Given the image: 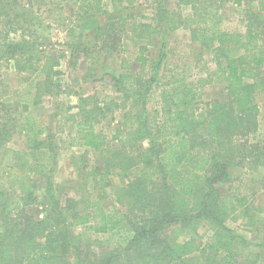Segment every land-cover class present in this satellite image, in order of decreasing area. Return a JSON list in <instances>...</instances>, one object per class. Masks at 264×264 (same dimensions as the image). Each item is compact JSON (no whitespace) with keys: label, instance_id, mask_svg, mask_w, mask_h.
<instances>
[{"label":"trees","instance_id":"obj_1","mask_svg":"<svg viewBox=\"0 0 264 264\" xmlns=\"http://www.w3.org/2000/svg\"><path fill=\"white\" fill-rule=\"evenodd\" d=\"M248 1L246 29L235 32L219 30L210 2L203 12L191 5L204 22L193 21L189 39L196 55H212L216 70L190 80L178 73L171 39L188 0H60L46 27L68 20L65 47L40 34L48 0H0V62L13 63L21 84L16 108L0 98V157L15 135L27 141L24 153H3L10 161L9 186L0 190V264H264V141L250 138L264 107V0ZM67 53L71 66L89 59L84 81L108 80L113 96L67 88ZM115 56L121 64L112 68ZM217 78L223 85L209 96L206 86ZM73 94L78 103H66ZM155 94L159 101L149 109ZM46 96L59 100L54 117L66 142L34 112ZM113 122L116 145L104 129ZM63 143L100 151L106 174L128 181L114 189L101 178L93 199L59 195L54 178ZM248 179L256 186L244 190ZM105 186L121 205L110 214L99 207ZM40 202L47 212L38 219L28 207ZM239 220L248 229L230 225ZM91 224L132 234L123 249L99 255L73 233ZM201 225L212 235L198 243ZM170 229L174 239L165 235Z\"/></svg>","mask_w":264,"mask_h":264},{"label":"rangeland","instance_id":"obj_2","mask_svg":"<svg viewBox=\"0 0 264 264\" xmlns=\"http://www.w3.org/2000/svg\"><path fill=\"white\" fill-rule=\"evenodd\" d=\"M142 2V0H138ZM212 5L210 13H217L215 17H218V28L222 31L227 32H235V31H244L245 28V15L246 10L248 8V0H244L242 6H238L235 0H194L189 1L186 4H183L179 13L182 14V19L184 23L182 26L173 33L171 39L174 40V45L177 48L176 58L174 62L179 66L178 73L184 74V77L190 80L197 79L199 75H207L211 71H215V61L212 58L210 53H205L203 56L196 55L195 52L198 51L196 45H193L189 39L190 29L189 27L195 23L202 24L204 21L202 20V16H198L194 13L192 9V4L196 3L202 6L203 8L209 3ZM60 0H48V4L52 5L53 12H48V7H42L43 12V23L44 28L43 31L40 32L43 35L48 36L47 39L52 41L55 44L63 45L66 43V27L63 23H68L67 21H61L59 24H53L52 28L47 29L46 25L48 22H51L53 13L59 12L60 9L58 7ZM220 3L221 7L219 8L217 5ZM256 5V4H254ZM46 7V8H45ZM172 8L175 11L178 9L175 1V5H172ZM140 15H145L144 12H141ZM197 25V24H196ZM59 47H62V46ZM64 46V45H63ZM65 47V46H64ZM69 53H67V58L62 62L61 69L64 72V75L61 76L64 85L67 88H70L72 91L79 92L80 95H89L94 91L98 92V96L100 97H112V87L108 80H103L99 82H85L84 77L85 73L89 71V67L91 65V61L86 57L82 56V58L78 61L76 66H71L69 63ZM123 54H121L122 56ZM126 55V54H124ZM121 56L118 58L115 56L112 60H109L108 63L112 68L117 67L119 65V61L121 64ZM209 64L210 68L206 69L204 66ZM13 63L9 64L5 62H0V98L5 101L11 108H16V94L15 90L20 87V74L13 68ZM98 70L96 72L97 77L100 75ZM223 82L219 78L215 79L212 84H208L206 86V92L210 95H216L220 91V87H222ZM44 104L38 105L34 108V112L36 115L40 116V119L47 127H51L53 130L57 132V137L62 138V141H67L66 136L60 135V119L55 118V114L60 111L56 108V104L59 101L58 99L51 97H44ZM66 103L75 105L79 101V96L73 94L68 96ZM159 101L158 96L155 94L152 96L149 109H153L157 106ZM19 108V104H18ZM20 108H22L20 106ZM1 112V110H0ZM1 114V113H0ZM14 116L20 115V109H16L13 111ZM260 120V128L258 130L257 135H252L250 138L252 140L261 139L264 141V107L261 109V113L259 116ZM102 126V125H101ZM115 122L105 125L104 129L107 132L108 139H113L112 145H116V141L114 139V128ZM63 128V127H62ZM61 145V144H59ZM147 144H144L146 146ZM4 150L2 151V155L0 157V190L5 187L8 188L9 182L8 178L5 175L7 172V165H9V161L7 158H3V153L5 150H10L9 157H12V153L14 151H21L24 153L27 148L26 138L22 135H15L10 143H7ZM61 150L57 156V174L55 175L56 182V191L59 195L63 196L64 194H68L73 196L74 198L82 201L90 195L93 199L94 195L97 192H93V185L96 183H100V179L103 178L105 183L110 182L108 186H114V189L125 182L128 181L127 178L118 175V173H110L106 174L103 170V153L100 151H92L88 150L86 152L85 148L82 147H68L67 144H62ZM5 160V161H4ZM97 168H102V172H96ZM52 169V166L51 168ZM91 172L96 173L97 179L92 180L89 176ZM243 172L240 168L234 171V176H238ZM37 184L39 183L36 182ZM99 184V185H100ZM239 183H233V186L238 185ZM230 185V184H229ZM108 186H105V190L108 192V196L105 200L100 203V208L106 213H112L113 210L120 209L121 205L115 200V194L110 193V188L107 189ZM247 186L255 187L256 184L251 181L246 180L244 190H246ZM228 188V185L225 186V189ZM15 191V190H12ZM115 191V190H114ZM39 193L40 197L45 193V189L38 188L36 190ZM114 194V195H113ZM97 199V198H96ZM28 212L32 214L34 217L40 219L46 214V207L41 202L35 205L28 207ZM231 226L236 227L240 226L241 228H247L246 221L239 220L237 222L232 221L230 223ZM96 224L85 225L75 227L73 229V233L76 237H79L83 244L88 245L91 251L98 253L99 255H106L113 250H121L126 246L127 240L131 237V232L127 231V228H122L120 231H107V232H98L95 230ZM1 229V227H0ZM170 229L165 232V235L168 236L169 239H174L175 235ZM200 237L198 239V243H203L210 238L212 235L211 230L207 225H201L199 229ZM182 239L185 238L184 235L180 236Z\"/></svg>","mask_w":264,"mask_h":264}]
</instances>
